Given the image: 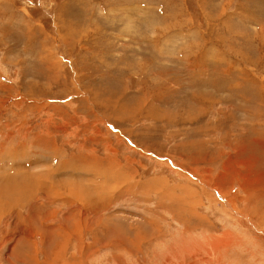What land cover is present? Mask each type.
<instances>
[{"label":"rangeland","instance_id":"374dc122","mask_svg":"<svg viewBox=\"0 0 264 264\" xmlns=\"http://www.w3.org/2000/svg\"><path fill=\"white\" fill-rule=\"evenodd\" d=\"M262 151L264 0H0V264H264Z\"/></svg>","mask_w":264,"mask_h":264},{"label":"crops","instance_id":"0c3cea01","mask_svg":"<svg viewBox=\"0 0 264 264\" xmlns=\"http://www.w3.org/2000/svg\"><path fill=\"white\" fill-rule=\"evenodd\" d=\"M144 6H145V5L143 4V7H144ZM239 139H240V138H239ZM239 139H237V140H238V143L241 142V141H246V140H243V139H245V138L240 139V140H239ZM250 139L252 140V138H250ZM254 139H255V138H254ZM237 140H235L236 142L233 143V147H232V144H230L231 147H232V149H233L236 145H237V146L239 145V144L237 143ZM239 146H240V147H239ZM239 146H238L239 149H240V148H243L241 145H239ZM253 147H255V146H253ZM257 147H258V146H257ZM233 150H234V149H233ZM256 150H257V149L255 148V151H252V153H255ZM261 150H262V149H260V155H261ZM243 152H244V149L242 150V153H240V154H243ZM263 152H264V151H262V153H263ZM233 153L235 154V151H233ZM226 171H227V169H226ZM233 178H234V177H231V179H233Z\"/></svg>","mask_w":264,"mask_h":264},{"label":"bare ground","instance_id":"6f19581e","mask_svg":"<svg viewBox=\"0 0 264 264\" xmlns=\"http://www.w3.org/2000/svg\"><path fill=\"white\" fill-rule=\"evenodd\" d=\"M33 175V174H32ZM28 176V175H27ZM31 177V176H30ZM22 178V177H21ZM28 178V177H27ZM26 179V178H25ZM27 181V180H26ZM28 182V181H27ZM28 185V184H27ZM31 189V188H30ZM26 191V189H25ZM30 191V190H29ZM4 192V191H3ZM5 194V193H4ZM20 194V193H19ZM35 207V206H34ZM36 208V207H35ZM40 208V207H39ZM43 208V207H42ZM38 209V208H37ZM35 211V210H34Z\"/></svg>","mask_w":264,"mask_h":264}]
</instances>
